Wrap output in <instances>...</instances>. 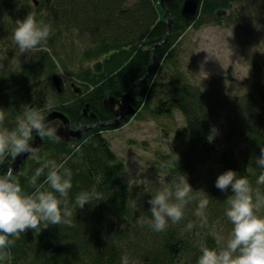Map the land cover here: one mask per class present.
<instances>
[{
	"label": "trees",
	"instance_id": "16d2710c",
	"mask_svg": "<svg viewBox=\"0 0 264 264\" xmlns=\"http://www.w3.org/2000/svg\"><path fill=\"white\" fill-rule=\"evenodd\" d=\"M36 1L38 6L35 0H0V43L7 50L15 46L17 55L12 33L16 21L29 13L52 29L48 41L28 53L26 63H19L16 69L0 68L4 126L14 129L26 106L44 116L50 109L60 111L74 130L85 123L109 121L113 113L104 100H120L134 83L143 80L152 62L153 46L166 38L168 16L161 0H53L49 6L45 0ZM183 3L176 0L167 4L173 19L169 38L155 48L150 77L133 93L137 114L172 117L167 108L173 104L185 121V129L176 133V144L156 161L158 176L132 186L125 177L126 165L103 136V128L86 131L81 141L55 142L44 137L37 151L40 159L28 158L20 172L14 173L24 191H33L29 181L35 169L48 160H66L65 167L72 172L70 206L79 192L93 188L103 194V200L83 209L73 208L72 227L41 225L38 230L9 237L15 244L0 251V264H197L203 247H216L213 233L227 237L232 228L225 216V200L232 192L230 188L227 193L217 189V177L233 170L247 177L253 189L264 192V185L256 184L261 169L255 164L264 147V59L252 61V89L242 95L229 94L221 79L202 89L179 68L177 59V47L189 28L240 26L249 18L262 22L264 0H201L199 13L191 21L182 16ZM221 11L230 14L221 17ZM7 52L9 57H17ZM94 61L102 62L101 73L86 66ZM167 66L172 75L164 80L161 72ZM60 69L67 83L63 97L52 83ZM74 78L86 94L73 92ZM86 105L97 121L85 114ZM218 131L221 138L215 137ZM174 154L179 157L177 164ZM13 160L10 154L0 159V175ZM180 173L187 176L193 191L202 190L209 196L207 225L202 227L193 215L203 195L193 192L180 222L169 221L164 232L141 227L139 216L151 218L148 200L162 187L161 182L172 183ZM44 179L42 175L37 182ZM257 214L264 216V208ZM190 221L194 227L186 230Z\"/></svg>",
	"mask_w": 264,
	"mask_h": 264
},
{
	"label": "clouds",
	"instance_id": "9594fccd",
	"mask_svg": "<svg viewBox=\"0 0 264 264\" xmlns=\"http://www.w3.org/2000/svg\"><path fill=\"white\" fill-rule=\"evenodd\" d=\"M16 24L12 39L22 54L36 50L52 34L51 26L43 20L37 21L31 13L22 21L17 20ZM5 119L6 111L0 108V159L7 154L16 158L24 153L35 152L36 149L30 143L34 132L55 142L61 139L57 134L60 126L46 122L43 113L34 107L26 106L23 118L12 130L4 126ZM174 155L177 164L179 157ZM66 163V160L60 163L48 160L42 167L35 169L29 181L33 189L31 193L24 191L13 168L8 167L0 175V251L15 244V240L9 237H16L28 230H38L41 225L45 228L57 225L72 227L73 208L83 209L86 204L103 200V194L93 188L79 192L70 206L72 172L65 167ZM255 164L261 169L256 184L264 185V147L260 148ZM42 175H45V179L43 183H38ZM161 183L162 187L148 200L151 218L141 215L137 219L141 227L147 225L155 232H164L169 221L173 224L180 222L185 218V208L192 201L193 192L203 194L198 199L193 215L202 227L207 225L209 196L206 193L202 190L193 191L187 176L181 173L178 180ZM215 187L225 193L231 189L232 195L225 200V216L232 228L227 237L213 233L216 247H203L197 264H264V216L257 214L264 208V192L259 188L253 189L247 177L233 170L220 174ZM193 227L190 221L186 230Z\"/></svg>",
	"mask_w": 264,
	"mask_h": 264
},
{
	"label": "rangeland",
	"instance_id": "374dc122",
	"mask_svg": "<svg viewBox=\"0 0 264 264\" xmlns=\"http://www.w3.org/2000/svg\"><path fill=\"white\" fill-rule=\"evenodd\" d=\"M229 14V11L219 12L221 17ZM241 22L240 26L210 24L199 29L189 28L185 32L177 47V59L179 68L193 84L206 89L213 80L221 79L231 95L251 91L254 78L252 61L259 57L264 59V21L249 18ZM7 51H12L17 57H9ZM17 51L16 55L15 46L7 50L0 43V68L16 69L19 63H26L30 57L28 53ZM96 63L90 62L86 66L94 68ZM171 72L169 66L162 70L164 80L171 78ZM58 73L63 78L66 75L61 69ZM71 82L81 84L75 78ZM52 111L57 110H47V114ZM170 111L172 117L150 116L141 112L122 128L102 133L117 157L125 163V177L132 186L148 183L150 177L158 176L157 159L160 154L170 152L172 145L176 144V133L185 129L179 110L172 106ZM221 136L219 131L215 135L216 138ZM31 158L39 160L40 155L34 152Z\"/></svg>",
	"mask_w": 264,
	"mask_h": 264
},
{
	"label": "water",
	"instance_id": "95a60500",
	"mask_svg": "<svg viewBox=\"0 0 264 264\" xmlns=\"http://www.w3.org/2000/svg\"><path fill=\"white\" fill-rule=\"evenodd\" d=\"M45 1H46V4L49 6L53 0H45ZM174 1H176V0H161L160 1L163 10L165 11L166 15L168 16V30H167V35H166V38L164 39V41L157 44V45H154L152 48L153 58H152V62H151V65L149 67L147 76L143 80H140V81L134 83L131 86L128 93H126L120 100H117L113 97H109V98H106L104 100L105 107L108 110H111L114 113V115L116 116V118L110 122H104L103 123V122L99 121L95 125L84 126L78 130H74L71 126V122H70L69 118L64 113H62L60 111H52L45 116V120H46V122H48L50 124L60 126V128L58 129V132H57V134L61 137L60 140L65 141V142H69L72 138L80 139L82 137V135L88 129L94 128V127L104 128L107 126H111L115 129L120 128L122 126L123 121H126L130 118H133L137 114L138 110L135 107V98L133 97L134 88L136 86H141V85L147 83V81L150 77V74L154 68L155 48L163 46L169 38L173 19H172V15H171L170 11L167 8V4L172 3ZM35 2H36V5L38 6L39 2L36 0H35ZM200 6H201V0H184L183 7H182V16L184 17V19L186 21L193 20L197 16V14L199 13ZM94 71L96 73H101L103 71L102 62H98L94 65ZM52 83H53V86H54L56 92L58 93V95L60 97H63L66 94V83H65L63 77L59 73L54 74L52 77ZM72 87L74 88V92L77 95H79V96L82 95L83 92H82L81 87L77 86L75 83L72 84ZM172 106H173V104H170L167 108V111H170ZM88 110H89V105H86L85 114H87ZM30 143L32 144V146L37 151V150H40L41 147L43 146L44 139L35 133V136L33 137L32 141H30ZM33 153H24V154L17 156L16 158H14V160L10 163V167L13 168L14 173L20 172L21 167L25 164V162L28 160V158L31 157V155Z\"/></svg>",
	"mask_w": 264,
	"mask_h": 264
},
{
	"label": "flooded vegetation",
	"instance_id": "af4514ba",
	"mask_svg": "<svg viewBox=\"0 0 264 264\" xmlns=\"http://www.w3.org/2000/svg\"><path fill=\"white\" fill-rule=\"evenodd\" d=\"M49 9V8H48ZM99 62H101V61H99ZM98 63V62H97ZM66 82V81H65ZM72 84L73 83H71V88L73 89V92H74V88L72 87ZM81 89H82V95L83 94H86V93H84V89H83V87H81ZM66 92H67V83H66ZM75 93V92H74ZM113 113V112H112ZM87 116H92L94 119H95V121H97L96 120V116H94V114H89V111L87 112V114H86ZM137 115V114H136ZM46 116V115H45ZM113 117L109 120V121H107V122H110V121H113L115 118H116V116L114 115V113H113V115H112ZM129 121H131V120H129ZM129 121H123L122 122V126L120 127V128H122L123 126H125ZM99 122V121H98ZM98 122H95V124L96 123H98ZM92 125H94V123H85V124H82V127H84V126H92ZM120 128H117V129H120ZM90 129H102L101 127H94V128H90ZM90 129H88V130H90ZM103 129H105V130H102L101 132L103 133V132H105V131H113L115 128H113V127H111V126H107V127H105V128H103ZM87 130V131H88ZM84 135H85V133L82 135V137L80 138V139H77V140H79V141H81V140H83V137H84ZM43 139H44V137H43ZM75 138H72L69 142H71L72 140H74ZM38 151V150H37ZM36 151V152H37Z\"/></svg>",
	"mask_w": 264,
	"mask_h": 264
}]
</instances>
